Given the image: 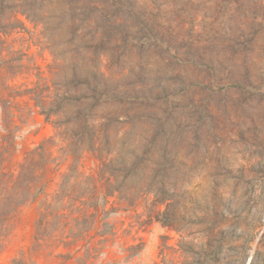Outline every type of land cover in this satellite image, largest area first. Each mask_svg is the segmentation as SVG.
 <instances>
[{
	"label": "rangeland",
	"instance_id": "obj_1",
	"mask_svg": "<svg viewBox=\"0 0 264 264\" xmlns=\"http://www.w3.org/2000/svg\"><path fill=\"white\" fill-rule=\"evenodd\" d=\"M89 1L80 3L79 46L93 36L88 20L96 17L99 26L104 21L87 8ZM97 1L108 13V47L100 66L109 82L108 151L140 141L142 151L154 153L156 165L149 168L172 172L175 190L169 194L183 234L154 221L145 224L152 195L131 208L118 204L116 194L96 219L69 223L72 238L61 235L63 227L53 221L46 238L37 239L43 205L55 204L70 168L95 175L101 166L87 152L75 163L63 156L51 141L53 126L25 95L37 67L48 76L49 47L58 52L56 45L65 46L70 35L50 40L52 26L45 31L18 15L25 30L0 34V173L15 178L26 154L40 145L52 161L36 170L48 180L45 193L19 207L0 229V264H154L163 239L172 247L181 236L190 241V224L201 219L227 232L230 243L219 254L220 264H264V0ZM33 3L15 0L36 20L42 12L32 11ZM51 12L46 8L44 15ZM135 112H156L159 119ZM111 166L105 172L119 169ZM69 210L70 218L81 219L75 206ZM65 237L72 242L63 246ZM134 246L139 253L128 258Z\"/></svg>",
	"mask_w": 264,
	"mask_h": 264
},
{
	"label": "trees",
	"instance_id": "obj_2",
	"mask_svg": "<svg viewBox=\"0 0 264 264\" xmlns=\"http://www.w3.org/2000/svg\"><path fill=\"white\" fill-rule=\"evenodd\" d=\"M80 3L81 0H34L30 8L32 11H41L42 14L40 18L33 20L25 10L15 4V0H0V34L1 30L4 35L6 31L10 33L16 29L25 30L24 24L17 18L21 15L34 26H44L45 31L48 25L52 26L50 40L57 34L70 35V40L65 43L64 48L56 45L58 52L49 47L53 63L47 67L48 76H44L37 67L36 82L25 91V95L33 102L34 108L44 117L45 122L53 126L55 136L51 141L61 146L59 152L63 156L71 157L75 163L87 152L94 155L101 166L95 175H85L78 172L76 167L70 168L63 176L55 204L43 205L37 223V239L46 238V227L51 226L53 221L59 222L63 227L60 230L61 235L67 237L71 233L72 238L74 231L69 223L92 217L96 219L95 214L99 208H105L109 199L116 194L118 204L131 208H136L143 196L152 195L153 201L146 209L145 224L154 221L164 228L183 234L179 226V216L169 194L175 190L171 184L172 172H154L153 168H149V164L156 165L153 161L154 153L147 149L142 151L140 141L129 144L124 150L108 151L109 82L100 68L101 57L108 47V41L105 40L108 13L107 8L97 0L89 1L87 8L104 21L99 26L97 18L91 17L86 27L93 29V36L88 43L79 46L83 29L78 24V18L81 16L79 12L83 10ZM46 8L52 10L51 16L44 15ZM5 21L10 23L3 26ZM3 27L6 30H3ZM133 115L150 121L159 119L156 112H135ZM125 117L127 118L128 114ZM166 135L164 132L162 138H167ZM109 139L113 140L110 137ZM153 144L154 141L150 145ZM108 155H114L109 162ZM165 157L163 156L162 162ZM51 161V153L45 145H40L26 154L15 178L12 174L0 173V229L19 207L45 193L48 180L42 179L36 170L40 164L44 169ZM113 164L118 165L119 169L115 170L116 172H105L106 168L112 167ZM72 194L77 196L74 198ZM70 205L80 211L81 219L70 218ZM162 206L163 211L158 209ZM88 209L93 213H88ZM114 210L116 208H111L108 216ZM103 213L107 214L105 210ZM190 225L188 237H192L191 240L186 242L185 237L181 236L176 247H172L163 239L159 246L160 261L154 264H220L219 254L230 243V240L225 238L227 232L222 230L220 225L203 219ZM108 233H113V226L109 222ZM196 235L199 238H194ZM66 237L61 241L63 246L72 242L66 241ZM128 251V258L136 257L139 246L130 247ZM14 264L26 263L16 260Z\"/></svg>",
	"mask_w": 264,
	"mask_h": 264
}]
</instances>
